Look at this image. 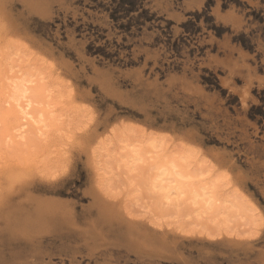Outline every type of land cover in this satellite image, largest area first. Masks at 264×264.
I'll list each match as a JSON object with an SVG mask.
<instances>
[{"label": "rangeland", "instance_id": "374dc122", "mask_svg": "<svg viewBox=\"0 0 264 264\" xmlns=\"http://www.w3.org/2000/svg\"><path fill=\"white\" fill-rule=\"evenodd\" d=\"M261 258L264 0H0V264Z\"/></svg>", "mask_w": 264, "mask_h": 264}, {"label": "bare ground", "instance_id": "6f19581e", "mask_svg": "<svg viewBox=\"0 0 264 264\" xmlns=\"http://www.w3.org/2000/svg\"><path fill=\"white\" fill-rule=\"evenodd\" d=\"M233 21V20H232ZM225 51V50H224ZM227 54V53H226ZM216 62H218L219 60H215ZM222 62V61H221ZM220 63V62H219ZM227 70H228V74H227V77H225L223 80H224V82H226L227 84H230L231 83V81H232V76H233V74H235V72H237V68H236V66H235V64L233 63V62H227ZM251 76L250 75H248V74H246L245 75V86L243 87V89H242V94L244 95V96H246V95H248L249 94V85H250V82H251ZM20 84V83H19ZM18 85V84H17ZM17 85H13L14 86V89L16 88V87H18ZM19 86H21V85H19ZM23 87H24V85H22ZM25 88V87H24ZM23 88V89H24ZM26 89V88H25ZM11 90H13V89H11ZM8 91L9 92V96H7V102H10L11 100H9L10 98L13 100V104H14V107H16V110L18 109L19 111L21 110L20 108H22V104L20 103V101H21V99H20V97H23V96H21L22 94H24L25 92H26V90H25V92H24V90H23V92H22V94L20 95L19 93H18V91L16 90H14V92L12 93V91ZM11 92V93H10ZM18 93L20 96H18V97H16V95H18V94H15V93ZM244 101H246V100H244ZM15 102V103H14ZM11 103V104H12ZM12 104V105H13ZM23 109V108H22ZM19 111H15V113H17V112H19ZM20 112H22V111H20ZM23 115V114H22ZM22 115H16L17 117H21L22 118V120H23V118H25L24 117V115L22 116ZM16 117V118H17ZM21 118H18L19 119V121L21 122ZM19 125H21V126H24L25 125V123L24 122H22L21 124H19ZM21 126H19V128L21 129ZM17 133H19V132H21V131H19V129L17 128ZM17 133L15 134V135H17ZM19 136V135H18ZM17 137V136H16ZM152 140V139H151ZM152 142H153V140H152ZM151 142V143H152ZM127 143V142H126ZM154 144V143H153ZM130 145H131V143H130ZM129 145V146H130ZM105 148H103V151L102 152H104V150H105V152H106V149L108 148H106V146H107V144H106V146L105 145H103ZM125 146H127V145H125ZM128 147V146H127ZM135 146H133L132 147V149L134 148ZM155 147V146H154ZM126 148V147H125ZM139 148V147H138ZM100 149H101V147H100ZM129 149V148H128ZM135 149V151H136V148H134ZM140 149V148H139ZM123 150H124V148H123ZM150 150V149H149ZM107 151H110V150H107ZM128 151V150H127ZM134 151V150H133ZM104 152V153H105ZM139 152H141V149H140V151L139 150H137V152L136 153H139ZM107 153V152H106ZM146 153V152H145ZM124 153H122V155H123ZM126 154H128V153H126L125 152V157H127V155ZM135 154V152H133V154H131V156H132V159L133 160H131L132 162L134 161V160H137V157H136V159L133 157V155ZM140 154V153H139ZM143 154V153H142ZM100 155V154H99ZM109 155H111V154H108V156ZM121 155V154H120ZM138 155V154H137ZM145 156H146V154H144ZM124 157V156H123ZM125 157H124V159H125ZM120 159H121V157H120ZM129 159V158H128ZM130 159H131V157H130ZM143 159H144V157H143ZM120 161V160H119ZM122 161V163H125V161L123 162V160H121ZM142 161V160H141ZM127 162H129V165H130V160H127ZM135 162L137 163V161H134V163L133 164H135ZM146 162V161H145ZM157 162V161H156ZM121 163V162H120ZM161 163V162H160ZM169 163V162H168ZM139 164V163H138ZM180 164V163H179ZM125 165H127L126 163H125ZM137 165V164H136ZM164 165V164H163ZM163 165H159V167H160V170H159V172H156L155 170V172H156V174L151 178L152 180L150 181V184H151V182H152V187H153V190H151V191H154L156 188L161 192V198L162 197H164V198H166V199H169L170 198V194H172L171 192L173 191V190H176L175 192L178 194L177 196H180V195H182L181 197L184 199L185 198V196H187V195H189V193H188V191L190 190V189H186L187 190V193L188 194H186V192H185V190L183 191L180 187H178V184H177V186L174 184V186H172L171 188H169V187H167L166 185H168V184H164L163 183V181H162V178L161 177H163L162 175L163 174H165V172H167V169L169 168V166L167 167V166H163ZM169 165H172L173 167H171V168H174L175 166H177L174 162H171V164H169ZM124 166V165H123ZM131 166V165H130ZM139 166V165H138ZM147 166V165H146ZM156 167H157V165H155ZM154 166V167H155ZM180 166V165H179ZM126 167V166H125ZM133 166H131V168H132ZM154 167H152L151 166V168H154ZM155 167V168H156ZM106 168V167H105ZM126 168H129V166L128 167H126ZM154 168V169H155ZM162 168V169H161ZM132 169H134V168H132ZM131 169V170H132ZM137 169H139V168H137ZM157 169V168H156ZM129 170V169H128ZM147 170V169H146ZM153 170V169H152ZM175 170V169H174ZM135 171V170H134ZM169 171H170V169H169ZM173 171V170H172ZM177 172V171H176ZM108 173V172H107ZM151 173H153V172H151ZM150 172H149V174H151ZM138 174V173H137ZM154 174V173H153ZM181 174V173H180ZM182 175V174H181ZM152 176V175H151ZM150 177V176H149ZM161 178V179H160ZM146 179V178H145ZM177 180V179H176ZM162 181V182H161ZM215 183V182H214ZM169 186V185H168ZM150 188V187H149ZM155 188V189H154ZM203 189H205V187H203ZM149 190V191H150ZM190 192V191H189ZM193 192V191H192ZM153 193V192H152ZM156 193H157V190H156ZM160 194V193H159ZM180 194V195H179ZM156 195V194H155ZM191 195V194H190ZM177 196H175V197H177ZM184 196V197H183ZM211 196V195H210ZM205 197V194H204V196L202 197L203 199H201L200 201H202V202H200L199 201V204L201 203L202 205L203 204H205V203H207V202H212L211 200H213V202H217V198H215V197ZM156 198V197H155ZM157 198H158V196H157ZM156 198V199H157ZM179 198V197H178ZM181 198V199H182ZM190 198V197H189ZM195 196L193 197V202H195V203H197L196 202V199L197 198H195ZM177 199V198H176ZM181 199H178L176 202H178L179 200H181ZM171 200H173V199H171ZM189 200V199H188ZM156 201H159V199L158 200H156ZM229 200L227 199V198H225L224 199V201L223 202H228ZM166 202H169V201H166ZM171 202H173V201H171ZM175 202V201H174ZM182 202H183V200H182ZM193 202H192V206H194V204H193ZM223 202H221L222 204H219V205H217L218 204V202H217V204L215 205V207L216 208H214V211L215 212H219V213H222L223 211H222V207L223 206H220V205H224L223 204ZM181 203V202H180ZM179 203V204H180ZM186 203V202H185ZM162 204V203H161ZM169 204V203H168ZM178 204V205H179ZM213 204V207H214V204L215 203H212ZM212 204H210V205H212ZM190 205V204H189ZM208 205L209 204H207V207H208ZM170 206H171V204H170ZM174 206V205H173ZM177 206V205H176ZM175 206V207H176ZM204 206V205H203ZM199 207V206H198ZM202 207V206H201ZM205 207H206V205H205ZM179 208V207H178ZM178 208H177V210H178ZM189 208V207H188ZM203 208V207H202ZM209 208H210V206H209ZM192 209V208H191ZM194 209H195V207H194ZM198 209V208H197ZM205 210H206V208H204ZM209 210H211V208L210 209H208L207 210V212L209 211ZM217 210V211H216ZM202 211H203V209H202ZM211 211H213V210H211ZM226 211H227V209L225 210V213H226ZM215 212H214V214H215ZM197 213H198V211H197ZM200 213V212H199ZM224 213V214H225ZM228 213V212H227ZM203 213H200V215H202ZM198 216V215H197ZM220 217H221V215H220ZM225 218H227L226 217V214H225ZM258 264H264V258H261L259 261H258Z\"/></svg>", "mask_w": 264, "mask_h": 264}, {"label": "water", "instance_id": "95a60500", "mask_svg": "<svg viewBox=\"0 0 264 264\" xmlns=\"http://www.w3.org/2000/svg\"><path fill=\"white\" fill-rule=\"evenodd\" d=\"M241 93V95H242V100L240 101V102H245L244 100L246 99V96H244L243 94H242V90L240 91ZM248 102V101H247Z\"/></svg>", "mask_w": 264, "mask_h": 264}]
</instances>
